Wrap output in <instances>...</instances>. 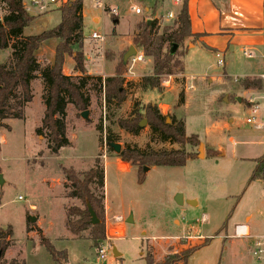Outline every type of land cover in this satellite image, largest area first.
<instances>
[{
	"label": "rangeland",
	"instance_id": "1",
	"mask_svg": "<svg viewBox=\"0 0 264 264\" xmlns=\"http://www.w3.org/2000/svg\"><path fill=\"white\" fill-rule=\"evenodd\" d=\"M134 6L143 9L140 16L131 11ZM114 8L116 14L111 13ZM83 9L86 19L82 51L85 73L91 78L83 88L88 101L87 119L81 117L84 111L72 105L66 108V137L70 147L53 155L47 147V133L36 132L45 108V88L38 73L31 81L33 97L23 109L24 118L6 120L4 124L9 130H0V174L4 181L0 185V249L5 247L0 252V264L11 261L56 264L42 245V237L56 251H66L64 264H146V255L160 262L165 255L182 250L186 241L198 245L203 239H209L208 243L194 251L186 264H253L248 253L250 244L247 246L244 241L230 237L233 227L247 217L264 234V177L250 180L256 161L264 160V130L246 123L249 105L243 99L238 101L243 96L242 89L234 80L241 71H228L230 78L217 79L225 67L218 63L219 58L223 60L222 56H213L210 52L209 56L203 55V44L188 50V43L194 40H186L177 46L172 74L162 76L160 90L140 87L141 78L152 74L151 58L143 56L142 62L129 59L123 64L125 101L119 108L107 110L103 86L95 77H101L103 82L109 74L116 75L121 55L129 49L128 45L134 47L132 33L136 23L156 17L160 32L165 28L174 30V18L167 19L166 14L169 10L175 12L176 7L169 3L154 7L153 0H106L101 9L84 0ZM32 17L33 21L23 31L24 36L51 30L61 20L58 10ZM93 32L104 36V42L92 40ZM56 43L55 39L48 40L36 52L41 69L52 65ZM9 54V49L0 50V64L7 62ZM231 58L240 69L250 62L239 46ZM63 73L71 77L81 75L74 70L72 58L66 59ZM206 76H215V79L210 82ZM254 95L259 108L257 119L263 122L264 89ZM147 104L156 106L167 124L172 119L182 122L186 136L197 135L199 144L203 145V158L196 156L179 167H149L147 172L143 168L145 178L139 184L138 168L122 162L110 151L105 137L109 128L121 150L126 145L145 148L150 143L146 119L140 121L146 124L138 136L126 133L116 122L129 118L133 112H142ZM98 124L103 127L101 135L96 131ZM150 145L156 150L182 148L168 142ZM183 148L198 155L199 145ZM212 149L215 152L210 155L208 151ZM97 158L105 171L103 259L91 245L89 230L73 236L65 227L67 210L83 209V205L67 197L69 184L64 180L62 169L83 173L93 167ZM177 195L182 196L181 205L175 201ZM105 196L109 202L107 207ZM190 201L195 205H190ZM130 215L132 223H127ZM202 215L206 216V223L196 222ZM117 216L123 217L124 222H115ZM116 228L123 231L124 237L108 241L109 231Z\"/></svg>",
	"mask_w": 264,
	"mask_h": 264
},
{
	"label": "trees",
	"instance_id": "2",
	"mask_svg": "<svg viewBox=\"0 0 264 264\" xmlns=\"http://www.w3.org/2000/svg\"><path fill=\"white\" fill-rule=\"evenodd\" d=\"M5 2L6 13L0 21V50H10L7 62L0 64V130L7 129L4 121L10 119L22 120L23 109L26 104L32 101L31 81L36 78V73L43 80L44 114L41 125L36 129L37 134L47 133L48 149L51 154L57 155L62 148L70 147V142L66 137V108L72 105L79 111L87 109L88 101L84 96L83 88L86 80L91 78L85 73L84 68V20L82 15L83 1L74 0L63 6L59 12L61 14L60 23L53 29L44 31L34 36H24V29L30 25L34 17L27 14L22 4L16 0H0ZM174 30L165 28L161 32L155 20H142L136 24L138 32L132 38V44L143 53L144 57L153 60L152 74L142 77L140 87L142 90L161 88V78L163 75L172 74L175 65L171 54L173 45L180 46L187 38H197L190 29V21L186 3H183L173 20ZM51 39L57 41L54 48L53 63L41 69L36 59V52L41 45ZM116 66V75L107 77L103 82L101 77H95L96 81L103 86L104 100L107 110L111 107L115 109L125 101L124 79L121 77L125 71L122 57ZM67 58L74 61V70L81 74L79 77L67 76L63 73V68ZM173 62V63H172ZM74 78H78L77 82ZM102 83V84H101ZM244 89H262V84L258 80L249 81L247 79L239 81ZM251 106V105H250ZM141 111L133 112L127 119L117 120V126L126 133L138 136L141 132L139 126L142 119H146L150 130V143H171L182 146L181 149H153L147 144L140 149L136 145H126L118 154L122 162L130 163L138 168V183L144 181L143 168L149 167H179L184 166L187 160L198 156L196 153L186 152L183 146H198L197 135L186 136L184 125L180 121L172 119L171 124L166 123V117L160 113L156 106L147 104ZM96 131L101 135L103 127L96 126ZM106 144L108 149L111 143H116L117 139L108 128L106 132ZM102 141V138L100 139ZM213 154L214 151H208ZM250 180L264 177V160L256 161ZM64 180L68 182L67 197L79 200L83 209L71 207L66 212V229L73 235L78 236L81 232L89 230V239L93 248L99 249L104 244V167L97 158L90 170L77 173L73 169H62ZM93 189V190H92ZM87 204L95 212L100 224L92 226ZM77 217L76 220L71 218ZM12 235L11 227L7 228ZM2 237V230L0 229ZM209 239H203V243L193 245L186 241L182 250L176 253L167 254L162 261L157 262L152 255L144 257L146 264H186L189 256L208 243ZM42 245L47 249L56 264H64L67 261L66 251H56L54 247L43 237ZM186 244V245H185ZM5 247L0 249L4 251ZM10 264H17L11 261Z\"/></svg>",
	"mask_w": 264,
	"mask_h": 264
},
{
	"label": "crops",
	"instance_id": "3",
	"mask_svg": "<svg viewBox=\"0 0 264 264\" xmlns=\"http://www.w3.org/2000/svg\"><path fill=\"white\" fill-rule=\"evenodd\" d=\"M153 3L154 7H156L158 4L169 3L171 7H176L175 12L171 10L168 11L174 13V15L179 11L182 4L186 3L191 32L193 35H198L196 39L193 37L186 39L187 42L188 40H194V43H188V50L194 49L197 46L201 47L203 44V55L204 53L208 55V52H210L213 56L217 55L218 57V54H220L223 58L222 63L225 67L223 74L217 78L219 80H222L223 78H230L231 74H229L228 71L239 69L241 74L236 76L234 79L238 83L244 79L249 81H260L262 84V89H244L240 86V89H242V92L240 91V95L243 96L240 98L237 97L238 101L243 99L244 103L249 105V110L254 105L258 106V104L254 102L253 97L255 96V93L264 89V80L261 78L262 75H264V0H182L181 2H177V4H175L174 0H153ZM135 7L141 8L140 6ZM141 10L143 12L142 8ZM82 15L83 20H85L86 15L84 9L82 10ZM155 18H148L147 20H155ZM93 22H97V19L93 18ZM137 32L138 29L136 27L132 33L133 37ZM238 46L242 47L243 55L250 59L249 64L242 69H240L238 64L230 61L232 59L231 55L234 54V51ZM129 47L130 45H128V48ZM248 51H250V53H247ZM227 56L229 58L226 62L225 59ZM220 59L221 58H219V60ZM182 62L185 69L184 61ZM108 76L111 77L112 74H109ZM207 77L208 76H206V78ZM214 79L215 76L208 77V81L210 82H212ZM262 123H264V121ZM234 143L236 142L234 141ZM212 151L214 150L212 149ZM205 157L206 155L204 158ZM108 205L109 202L105 196V206L107 207ZM31 208H33V206H31ZM242 224H246L249 227L252 235H263L258 232L256 225L251 222L250 217L245 218L243 223L236 225ZM242 241H244L247 246H249L250 243L248 240ZM248 253L250 255L249 248Z\"/></svg>",
	"mask_w": 264,
	"mask_h": 264
},
{
	"label": "built area",
	"instance_id": "4",
	"mask_svg": "<svg viewBox=\"0 0 264 264\" xmlns=\"http://www.w3.org/2000/svg\"><path fill=\"white\" fill-rule=\"evenodd\" d=\"M19 3L22 4V7L24 11L29 14L30 16H40L43 14L50 13L54 10H60L63 6L67 5L68 3L74 1V0H16ZM91 3L95 5L97 8L104 9V4L106 0H89ZM182 0H174L175 4L177 2H181ZM132 11L136 15H140L142 13V10L139 7H132ZM6 13L5 9V2L0 1V21L2 20L3 16ZM111 13L116 14V9H112ZM175 17L174 13L168 12L167 18L173 19ZM90 38L92 40H98L100 42H104L105 37L101 36L95 32L91 33ZM131 60L135 62H142L143 55L140 53H137L135 57L131 58ZM219 64H222V60L218 61ZM264 80V75L261 77ZM191 88V86L189 87ZM250 117L246 119V123L253 124L255 129L257 130H263L264 129V123L259 122L257 119L259 108L257 105H254L251 107ZM232 143L235 145L234 141ZM105 157V156H103ZM264 172V169H263ZM21 200V197L18 198ZM114 221L117 223L124 222L123 217L117 216L114 218ZM207 218L205 215H202V217L199 220H196V222L200 223H206ZM123 231L119 228L112 229L109 231L107 235V240L111 241L112 239L116 238H123ZM232 239H239V240H250V256L253 260V264H264V234L263 235H252L249 227L246 224L242 225H235L233 229V233L230 236ZM198 238H201L198 237ZM104 250L101 248L98 251V255L100 259L104 258Z\"/></svg>",
	"mask_w": 264,
	"mask_h": 264
},
{
	"label": "water",
	"instance_id": "5",
	"mask_svg": "<svg viewBox=\"0 0 264 264\" xmlns=\"http://www.w3.org/2000/svg\"><path fill=\"white\" fill-rule=\"evenodd\" d=\"M151 20H148V24H150ZM177 49V45H173V47L171 48V54H174L175 51ZM137 54V51L134 49V47L130 46L129 49L124 53L123 57H122V61L123 64L126 65L127 61L133 57H135ZM81 117L83 119H87V111H84L81 113ZM146 124V121H142L140 122L139 126L143 127V125ZM110 147L112 148V150L114 151V153H116L117 155L120 153L121 151V147L119 144L117 143H111ZM198 157L199 158H203V145L199 144V149H198ZM148 168L144 169V172H147ZM4 181L3 178L0 174V185H3ZM176 203L178 205L182 204V196L181 195H177L176 199H175ZM190 205H195V202L190 201L189 202ZM87 209H88V213L90 215V224L92 226L98 225L100 223V221L98 220V218L95 215V212L93 211V209L91 208V206L89 204H87ZM35 221V219L32 217L31 218V222L33 223ZM127 223H132V216L130 215L127 219ZM115 252V251H114ZM1 254V253H0Z\"/></svg>",
	"mask_w": 264,
	"mask_h": 264
}]
</instances>
